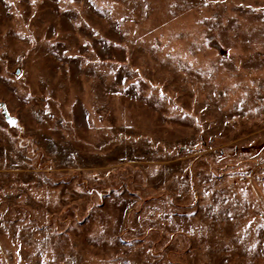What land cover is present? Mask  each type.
<instances>
[{
    "label": "rangeland",
    "instance_id": "1",
    "mask_svg": "<svg viewBox=\"0 0 264 264\" xmlns=\"http://www.w3.org/2000/svg\"><path fill=\"white\" fill-rule=\"evenodd\" d=\"M0 264H264V0H0Z\"/></svg>",
    "mask_w": 264,
    "mask_h": 264
},
{
    "label": "water",
    "instance_id": "2",
    "mask_svg": "<svg viewBox=\"0 0 264 264\" xmlns=\"http://www.w3.org/2000/svg\"><path fill=\"white\" fill-rule=\"evenodd\" d=\"M3 115L5 117V120L8 121L10 124H13L15 122V119L13 117H10L7 113V111L5 110V108H3Z\"/></svg>",
    "mask_w": 264,
    "mask_h": 264
}]
</instances>
